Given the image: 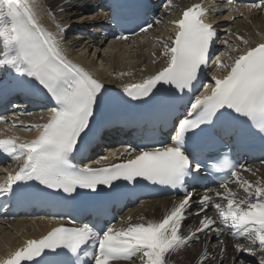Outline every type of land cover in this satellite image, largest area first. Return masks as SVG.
I'll return each instance as SVG.
<instances>
[{"label": "snow or ice", "instance_id": "snow-or-ice-1", "mask_svg": "<svg viewBox=\"0 0 264 264\" xmlns=\"http://www.w3.org/2000/svg\"><path fill=\"white\" fill-rule=\"evenodd\" d=\"M76 2L66 0L59 6L60 14H68ZM227 3L231 5L232 0ZM170 4L168 0L166 6ZM246 6L264 10V0H254ZM37 8L35 0H0V72L11 71L30 87L42 91L51 104L46 109V122L24 126L26 131L32 128L37 131L35 139L20 142L16 137L0 139V151L19 162L15 174L9 175L5 185H0V197L15 196L23 201L52 192L72 197L79 190L94 193L100 186L112 189L118 181L133 186L144 181L184 189V196L173 202L161 218L144 220L141 217L140 222L134 223L129 217L121 221L119 228L97 229L89 223L81 225L69 216L67 224L52 227L38 239L24 240L6 259H0V264H121L131 262L134 257L138 258L137 264H169V257L193 240L198 241L199 233H215L219 239L224 229L214 226L217 219L202 215L213 204L207 190L200 197L195 213L201 216L199 226L193 229L189 225V234H182L195 195L185 185L189 177L197 179L204 167L190 141L206 133L209 130L206 126L215 125L221 119L225 122L226 134L232 131L229 122L233 121L248 124L264 134V42L251 45L249 40L236 36L249 46L230 56L231 64L219 58L215 60V69L220 75H212L214 83L210 90L205 87L190 101L187 115L176 117L170 142L151 146L128 144L119 155L111 154V158L120 160L118 163L101 165V161L110 159L101 156L93 162L100 166L89 164L77 168L70 159L80 150L84 138L94 131L97 118L109 103L146 105L158 101L164 94L182 99L185 94L196 92L201 75L211 62L217 30L205 22L207 10L201 4L187 7L172 21L174 36L162 42L159 57L153 53V63L163 58L164 66L138 82L122 84V92L109 97L103 81L68 58L64 40L72 24L56 20L50 5L48 14L53 15L56 31H49L38 19L34 10ZM71 19L68 15V20ZM152 27V23H147L140 31L146 32ZM116 39L127 40L128 36L121 34ZM168 115L162 117V123H167ZM213 167L230 171V177L219 182L223 192H215L216 197L226 201V204L214 203L219 224L236 229L233 237L248 240L247 244L236 243L237 253L256 255L254 246L258 244V264H264V182L241 179L237 166L226 156ZM233 177L245 193L242 198L229 186ZM224 243L220 241L221 251ZM198 264H203V257Z\"/></svg>", "mask_w": 264, "mask_h": 264}, {"label": "bare ground", "instance_id": "bare-ground-1", "mask_svg": "<svg viewBox=\"0 0 264 264\" xmlns=\"http://www.w3.org/2000/svg\"><path fill=\"white\" fill-rule=\"evenodd\" d=\"M195 1L192 0V2ZM35 3L38 5V8L34 9L37 12V17L49 31H56L53 15L48 14L51 5L52 11L56 14V20L83 27L81 29L94 34V37L81 34L74 38L68 32L65 35L64 47L68 50L70 60L82 63L83 68L87 67L91 71L96 69L97 74H95L105 85H119V81L128 83L132 78L152 75L161 67L160 64L153 63V53L159 57L154 41H161L163 35L168 33V22H163L159 35L153 37L154 40L151 43L144 42L142 39L139 40L138 46L133 49L120 47L114 43L105 49L106 41L101 39L97 33L99 19L96 18L93 12L81 7L82 3L79 0L66 15H61L59 12V6L64 5L66 0H35ZM68 15L72 16L71 21L68 20ZM80 17L85 19L81 20ZM227 28H229L230 33L226 38L227 40L230 39L231 50L242 45L241 41L236 39L237 35L249 40L250 44H255L260 36H264V16L255 14L246 17L245 20H237L236 23ZM0 50H2V41H0ZM72 55L75 56V59L72 58ZM97 62L99 67H94ZM3 73L4 71L0 72V78H4ZM122 73H130V75H122ZM40 117V114H31L21 120L14 119L10 124L0 125V139H6V136L11 135L18 138V141L26 139L34 128L23 132L17 131V129L25 125L35 124ZM258 172V175L264 179V168L259 167ZM171 207L170 202L167 200L143 203L123 215L122 221H126L129 217L132 218V222H140L141 217L144 220L158 219ZM48 229L49 224L44 220L29 221L20 219L6 226H0V258L5 259L8 253L20 245L22 238L40 236ZM247 243L248 240L245 244ZM254 248L256 255L244 252L237 253L236 250L234 252L230 248L227 242L226 250L220 253L215 244H208L204 240L200 245L190 247L185 245L177 250L169 257V264H198L202 257L203 264H231L234 259L235 264H242L240 263L242 261L243 264H258L260 259L258 244ZM137 261L138 258L130 264H137Z\"/></svg>", "mask_w": 264, "mask_h": 264}, {"label": "rangeland", "instance_id": "rangeland-1", "mask_svg": "<svg viewBox=\"0 0 264 264\" xmlns=\"http://www.w3.org/2000/svg\"><path fill=\"white\" fill-rule=\"evenodd\" d=\"M106 47V46H105ZM99 65V64H98Z\"/></svg>", "mask_w": 264, "mask_h": 264}]
</instances>
